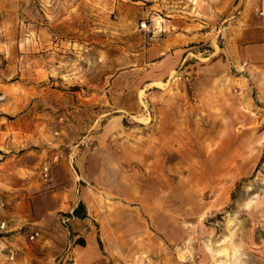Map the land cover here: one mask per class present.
<instances>
[{
	"label": "rangeland",
	"instance_id": "374dc122",
	"mask_svg": "<svg viewBox=\"0 0 264 264\" xmlns=\"http://www.w3.org/2000/svg\"><path fill=\"white\" fill-rule=\"evenodd\" d=\"M258 6L0 0V264H264Z\"/></svg>",
	"mask_w": 264,
	"mask_h": 264
},
{
	"label": "crops",
	"instance_id": "0c3cea01",
	"mask_svg": "<svg viewBox=\"0 0 264 264\" xmlns=\"http://www.w3.org/2000/svg\"><path fill=\"white\" fill-rule=\"evenodd\" d=\"M239 56L244 60V64L249 70H255L259 68L261 69L262 67H264V34L261 28V24L260 30L256 31L251 42L247 45L246 48L242 49ZM83 238L86 242H88L89 239L91 242H93V236H91V234H83ZM73 241H75V239ZM76 246H80V244L76 243L75 248Z\"/></svg>",
	"mask_w": 264,
	"mask_h": 264
},
{
	"label": "built area",
	"instance_id": "2783aa9c",
	"mask_svg": "<svg viewBox=\"0 0 264 264\" xmlns=\"http://www.w3.org/2000/svg\"><path fill=\"white\" fill-rule=\"evenodd\" d=\"M258 15L260 18L261 28L264 34V0H259ZM41 173H42V177L44 178V180H48L50 177V166L45 164L42 167ZM5 205H6V200L3 198L2 194L0 193V207H5ZM5 226H6V222L1 221L0 228L4 229ZM39 235H40L39 230H32V232L29 235V239L35 240L39 237ZM15 258H16V253L13 250H10L7 255V259L12 262L15 260Z\"/></svg>",
	"mask_w": 264,
	"mask_h": 264
},
{
	"label": "trees",
	"instance_id": "16d2710c",
	"mask_svg": "<svg viewBox=\"0 0 264 264\" xmlns=\"http://www.w3.org/2000/svg\"><path fill=\"white\" fill-rule=\"evenodd\" d=\"M83 207H85L84 204L80 203L79 206L74 209L73 214L78 217H85L86 212L82 211V209H84ZM99 243L102 246V241L100 239H99Z\"/></svg>",
	"mask_w": 264,
	"mask_h": 264
}]
</instances>
